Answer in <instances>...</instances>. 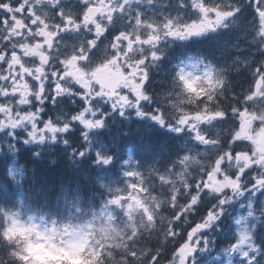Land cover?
<instances>
[{
  "label": "snow or ice",
  "instance_id": "obj_1",
  "mask_svg": "<svg viewBox=\"0 0 264 264\" xmlns=\"http://www.w3.org/2000/svg\"><path fill=\"white\" fill-rule=\"evenodd\" d=\"M189 2L199 13L197 18L182 22L165 17L157 22L133 11L131 0H0V100L4 101L0 103L4 117L0 130L31 122L33 139L44 140L48 132L56 139L57 132L67 131L71 125L48 119L41 127L37 121L46 101L65 93L86 101L71 119L88 128L103 124V120L86 116L89 112L95 115L93 104L98 98L113 99V107H140L151 98L147 90L149 60L159 56L158 41L215 28L240 11L212 0ZM180 3L186 6L185 0ZM258 16V34L264 36V9L258 10ZM255 71L249 92L241 99L233 94L235 106L226 108L224 77L212 68L202 75L179 70L176 81L180 91L171 104L172 112L158 110L152 118L160 124L174 119L190 128L209 150L185 155L179 172L157 174L161 189L169 186L166 199L153 195L154 181L147 184L141 173L128 172L127 189H117L109 200L126 210L125 219L118 222L115 214L108 212L104 219L113 226L124 224L127 230L111 242L90 244L98 253L95 264H161L163 249L138 247V238L149 229L174 242L167 264H187L204 240L202 230L219 218L223 212L220 206L228 203L233 193L245 190L248 174L253 188L264 189V150L255 143L256 135L264 131V67ZM229 111L236 116L234 128L225 127L220 136H209L202 129L203 122L213 120L227 125ZM242 128H247V134ZM100 159L108 163L111 157ZM122 191L126 195H120ZM209 195H216L217 203L210 204L198 221L190 222L188 217ZM162 207L172 212L170 218L161 215ZM137 217L142 220L139 225L134 222ZM5 237L3 231L0 239L7 246ZM243 240L241 237L240 242ZM13 247L11 256L19 264H28L26 256L15 253Z\"/></svg>",
  "mask_w": 264,
  "mask_h": 264
},
{
  "label": "rangeland",
  "instance_id": "obj_2",
  "mask_svg": "<svg viewBox=\"0 0 264 264\" xmlns=\"http://www.w3.org/2000/svg\"><path fill=\"white\" fill-rule=\"evenodd\" d=\"M247 31L248 29L245 31L246 35H248ZM174 153L175 151L173 152V154ZM145 165L146 164H144L141 167H138V169H135V167L128 165L127 167H125V169H123L122 171L123 173L121 174L120 177L116 178L112 174L111 177L109 178H101L99 182H100V186L104 190V194L95 206L90 205L87 207V211L92 213L91 217L100 216L102 219H106L105 213L108 212V213H114L115 216L118 218V222L123 221L126 217V210L122 208L120 205L110 204L109 200L115 195L117 189H120V190L127 189L128 181L129 179H131L127 175L128 172L135 171V172L141 173L144 176L147 184H150L148 180L151 177H154L157 173H159V168L154 163H148V166H145ZM169 173L170 174L176 173V171L169 172ZM133 182H135V178H133ZM120 195L124 196L126 195V193L122 191ZM75 205L78 206V203L75 200L71 198H69V200H65L63 202V206H62L61 213H60L58 220L53 221V222H56L58 224L73 223L74 221L72 219L75 218V213L73 212V209ZM8 218H15V219L24 220V221L31 220L41 225L42 227H48L52 224V222L48 224L46 222H43L42 220L36 219L33 216H26L24 212H17V214L15 213L11 216H8ZM134 222L139 225L142 223V220L139 217H137ZM12 225H13V222H11V225L9 227V230H8L9 234H14L17 232L13 230ZM115 227L117 231L120 229H122L123 231L127 230L126 225L124 224H120ZM117 237L118 236H116L115 239H117ZM115 239L111 237H105V238H98L97 240H92L89 237L88 240L79 244L78 246L71 247L67 243H63L62 241H56V240H54L51 244H49L48 242H45L43 238H41L38 244H30L28 246L27 255H29L30 258L32 259V264H62L60 261L61 254H68V253L71 255L78 254L79 251H81L85 247H91L90 244L92 242L108 243ZM249 244L250 242L246 238L243 240L242 243L241 242L237 243L236 246L234 247L233 253L228 251L229 252L227 254L228 259L225 261H218L217 258L219 257V255H211V252L206 251L204 247H200L196 249L195 253L193 254H194L195 259L199 258V256L201 255H206V257L208 258L207 260H209L211 264H235L234 258H235V254L237 253L238 255L237 257L239 259L247 258V260L249 261V263L244 261L238 264H251L253 261V257H250L251 252L250 251L247 252L246 250L247 249L246 246H249ZM253 252H254V249H252V253ZM97 254H98L97 250H92L88 254H86L84 257H82L81 259H84V260L91 259L93 261L92 256L97 257ZM203 263H205V261Z\"/></svg>",
  "mask_w": 264,
  "mask_h": 264
},
{
  "label": "clouds",
  "instance_id": "obj_3",
  "mask_svg": "<svg viewBox=\"0 0 264 264\" xmlns=\"http://www.w3.org/2000/svg\"><path fill=\"white\" fill-rule=\"evenodd\" d=\"M174 118V117H173ZM13 230L18 231L20 235H17L15 239H7L14 247L13 251L20 255H27V247L30 244H38L43 238L45 242L51 244L54 240L64 241L71 247L78 246L89 239L97 240L98 238L111 237L115 239L120 234L122 229L116 230V227L109 224L100 216L90 217L83 215L77 217L73 223L58 224L52 222L48 227H42L41 225L31 220H19L13 222ZM8 225L0 227V231H6ZM28 264H31L28 261Z\"/></svg>",
  "mask_w": 264,
  "mask_h": 264
},
{
  "label": "flooded vegetation",
  "instance_id": "obj_4",
  "mask_svg": "<svg viewBox=\"0 0 264 264\" xmlns=\"http://www.w3.org/2000/svg\"><path fill=\"white\" fill-rule=\"evenodd\" d=\"M175 0H167L168 2V15L170 18H172L173 14V4ZM180 0H178L179 2ZM188 1V6H189V0ZM213 2H222V0H213ZM144 4L143 0H131V9L135 12L138 13V9ZM248 14L249 16L246 18L248 24H251L252 28L251 30L249 29L251 35L255 39H259L260 35L258 34V28H259V16H258V10L264 9V0L260 3L259 0H255L251 2L248 5ZM199 13H187V19H195L197 18ZM254 29V30H252ZM262 138L264 139V131L262 134Z\"/></svg>",
  "mask_w": 264,
  "mask_h": 264
},
{
  "label": "trees",
  "instance_id": "obj_5",
  "mask_svg": "<svg viewBox=\"0 0 264 264\" xmlns=\"http://www.w3.org/2000/svg\"><path fill=\"white\" fill-rule=\"evenodd\" d=\"M43 176L47 177L49 179H53L56 182H59V181H61V180L66 178V172L64 170H62V169L56 170V168L53 167V168H50V170L46 169V171L43 173ZM43 187L45 188L46 192L54 193V192H52L51 185H46L45 184V185H43ZM57 188H60V184L58 185ZM0 207H1V203H0ZM0 219H2L1 215H0ZM148 245H149V247H151L153 249L158 247V245L156 244V242L154 240H149L148 241ZM0 256H2V255L0 254ZM4 259L8 260L9 258L5 257Z\"/></svg>",
  "mask_w": 264,
  "mask_h": 264
}]
</instances>
